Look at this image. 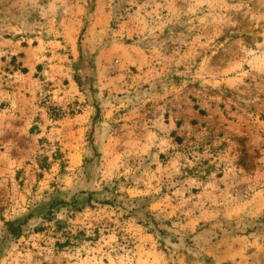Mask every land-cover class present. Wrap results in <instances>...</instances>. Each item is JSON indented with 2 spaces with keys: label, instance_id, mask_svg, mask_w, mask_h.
Instances as JSON below:
<instances>
[{
  "label": "rangeland",
  "instance_id": "obj_1",
  "mask_svg": "<svg viewBox=\"0 0 264 264\" xmlns=\"http://www.w3.org/2000/svg\"><path fill=\"white\" fill-rule=\"evenodd\" d=\"M0 264H264V0H0Z\"/></svg>",
  "mask_w": 264,
  "mask_h": 264
}]
</instances>
